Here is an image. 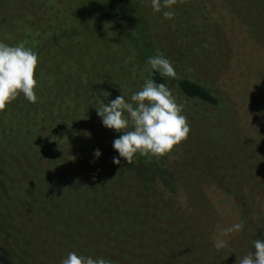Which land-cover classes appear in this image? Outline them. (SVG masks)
<instances>
[{
    "label": "rangeland",
    "instance_id": "obj_1",
    "mask_svg": "<svg viewBox=\"0 0 264 264\" xmlns=\"http://www.w3.org/2000/svg\"><path fill=\"white\" fill-rule=\"evenodd\" d=\"M34 1L0 0V41L10 46L26 42V46L38 55L53 47L57 39L35 43L17 35L1 36L3 26H6L4 21L15 13L9 3L17 2L20 12L23 6L32 5ZM96 1L103 13L112 4V0ZM194 1V14L190 8L187 21L182 18L187 6L175 5L172 19H165L162 12L158 13L162 35L158 52L173 63L176 73L193 71L207 85L221 90L219 95L229 102L220 107L232 111L231 114L224 118L214 117L218 107L193 101L190 105L180 92H174L173 96L183 106V115L187 117L189 135L164 157L166 169H162L160 175L156 174L154 180L160 184H149V179L142 185L135 182L140 179L131 170H137L135 162L145 159L144 156L137 155L131 164L122 159L120 165H115L113 157L118 153L112 144L122 133L105 128L97 110H90L89 131L74 145L77 161L109 171L120 168L122 173L137 178L131 182L111 178L110 184H103L102 189L93 185L79 190L78 199L94 201L96 206L108 212L107 219L101 217L104 226L114 229L117 228L115 223L120 222L135 225L128 233V240L99 237L87 244L85 238L90 236L89 233L86 236L77 233L85 240L70 237L65 241L63 235L53 236L50 240L42 233H34L36 225L24 230L25 224L19 223L20 211L12 213L8 195H14L15 188L19 187L17 180L29 182L56 159L45 148L14 150L21 144H14V128L9 124L12 122L15 126L22 121L23 111L8 119L1 118L0 264H34L35 257L41 264H61L69 252L102 257L112 264H203L206 259L205 264H214L218 239H223L230 248L218 253L217 263L237 264L238 258L254 251L255 239L264 238V0ZM121 2L123 6L127 4V0ZM198 5L202 8L199 12ZM120 8L119 33L130 36L138 48L137 53L126 40L117 42L116 39L114 45L102 43V48L84 38L74 40L81 30H68L61 36L64 37L62 44L54 47V53L46 57L80 59L85 73L91 76L87 78L106 88H112L114 84L100 83V77L95 74L105 70L107 65H116L114 61L119 58L126 72L130 73L121 93L130 102L131 95L141 90L149 73L148 58L157 52L147 31H137L135 20L125 16L123 7ZM113 10L118 11V8ZM109 26L113 27L112 24ZM98 28L96 34L102 36V28ZM56 63L62 72L63 62L55 59ZM53 71L56 73V68ZM55 81L60 83L61 80L57 77ZM102 95L98 94L96 98ZM85 98L80 96V101H86ZM21 99L23 103L26 101L23 95ZM15 131L20 138V131ZM96 149L102 153L99 160L93 155ZM155 163L158 165V161ZM143 167L139 172L141 175L154 174L155 167L151 163L147 168ZM11 170L13 175L18 174L16 178L8 173ZM6 174L10 180L8 193L7 188L6 192L1 189L8 184L5 183ZM106 179L103 172L95 182ZM262 201L263 206H260ZM12 203L17 206L16 200ZM42 210L48 214L46 206ZM236 223L243 225L241 230L227 235L223 233V229ZM32 235L37 242L27 241Z\"/></svg>",
    "mask_w": 264,
    "mask_h": 264
},
{
    "label": "trees",
    "instance_id": "obj_2",
    "mask_svg": "<svg viewBox=\"0 0 264 264\" xmlns=\"http://www.w3.org/2000/svg\"><path fill=\"white\" fill-rule=\"evenodd\" d=\"M38 2H41L40 5ZM31 4H26L18 12V8H20L18 3H9L16 14L13 13L12 16L6 18L7 20L4 21L6 26H3L4 33L1 36L17 35L35 43L57 40L53 47L38 54V64L34 73V78L37 80V86L34 88L37 103L31 104L28 101V104L27 100L23 103L22 95H19L4 110L0 111V119L3 117L8 119L12 114L16 115L18 111H23L22 121L17 122L15 126L12 122L9 124V127L13 126L12 128H14V144H21V147H17L14 150L33 149L37 151L45 148L49 149L56 160L44 166L39 174L29 182H26L22 177V180H17L19 187L15 188L14 195H8L11 211L13 214L17 210L20 211L22 216L19 223L25 224L24 230L28 226L36 225L37 229L34 233H42L50 240L57 235L65 236V241L70 237L83 240L84 237L79 236L78 232L84 236L88 233L90 234L89 237L85 238L87 239L86 244L88 241H93L99 237H106V239L108 237H116L120 241L128 240L130 239L128 236L129 231L135 228V225L131 224L132 222L115 223L117 228L114 229L104 226L101 217L107 219L106 214L108 212H105L102 207L96 206L94 201H89L87 198L78 199L77 193H79V190L93 185L102 189L103 184H110L111 178L126 179L131 182L134 178H137L133 174L140 179V181L137 179L135 182L142 185L149 179L151 181L149 184H160L159 181L156 182L154 180H156V174L160 175L162 169H166L164 166V157L166 155L159 159L144 156L145 159L142 160L140 158L135 162L138 165L135 167L137 170H131L133 174H125L121 172L122 169L120 168H117L116 171H109L104 167L78 162L74 145L77 140H81L89 131L90 110H97L100 108L101 102L107 104L117 96H120L124 89L122 85L127 83V75L130 73L126 72L124 64L118 58L114 61L116 65H107L105 70H99L95 74L96 77H100V83L106 85L114 84L112 88L101 87L87 78H91V76L85 73V66L80 62V59L75 57L46 56H51L50 54L55 51L54 47L62 44L64 37L61 36L68 30H81L82 33L74 37V40L78 41L84 38L100 47H102V43L106 42L114 45L116 39L117 42L126 40V43L128 41L136 52L137 47L135 48L136 45L130 36L119 33L118 14L121 6L124 9L125 16L130 20H135L138 26L137 31H143L144 29L152 37L155 51L158 52L160 40L162 39V35L159 32L158 13L153 11L151 0H127L125 6H123L121 0H112L111 7L106 13L102 12L96 0H35ZM176 5L187 6L186 12L188 13L185 12L182 17L187 21L189 20L187 16L190 13V8L191 14H194L196 1L178 0ZM115 7L118 8V11L113 10ZM200 10L202 8L198 5L197 11L199 12ZM111 24L113 27L109 26ZM98 27L103 30H101L103 32L102 36L96 34ZM55 59L63 62L61 63L64 68L62 72L59 71V65L57 63L56 65L54 64ZM54 68L57 70L56 73L53 71ZM110 70L114 72L107 73ZM57 77L58 80H61L60 83L55 81ZM146 79H152L158 84H166L172 94L176 91L180 92L184 99L186 98L190 101V105L193 101L208 103L218 107L213 114L214 117L224 118L232 112L225 111L220 107L229 102L228 99L225 98L224 100L219 95L222 91L207 85L193 71L177 73L175 79H169L162 77L149 67ZM70 91H73V93ZM98 94L103 95L97 99L96 96ZM80 96H86V101H80ZM17 102L20 105H17ZM34 121H37L40 125L35 124ZM15 130L20 131V138L16 136ZM155 161H158L159 166L156 163L155 165L153 164ZM140 163L146 168L148 163H151L156 171L154 170V174L141 175L139 172L144 167ZM103 172L107 175V179L101 180V183L95 182L96 179L99 180ZM8 173L14 174L13 170ZM17 176L18 174L16 173L12 177L16 178ZM5 183H8L7 186L1 189L6 192L7 188L8 193L10 180L7 174L5 175ZM1 184L2 182L0 186ZM13 200H16L17 206L13 205ZM259 205L263 206V201ZM43 206L48 208L47 215L42 210ZM35 221H37L36 224H34ZM29 240L37 242V238L33 235L27 241ZM229 248L230 246H227L215 251L213 254L214 264H218L216 260L218 253ZM37 260L35 257L34 261L36 264H41ZM34 261L33 263L35 264ZM202 263H207V259Z\"/></svg>",
    "mask_w": 264,
    "mask_h": 264
},
{
    "label": "clouds",
    "instance_id": "obj_3",
    "mask_svg": "<svg viewBox=\"0 0 264 264\" xmlns=\"http://www.w3.org/2000/svg\"><path fill=\"white\" fill-rule=\"evenodd\" d=\"M177 2L151 0V7L155 13L162 12L165 19H172ZM146 63L162 77L176 78L173 63L162 53L157 52ZM37 64L38 55L26 46V42L10 46L0 41V111L21 94L30 103L37 101L34 92ZM97 115L105 128L122 133L112 144L118 153L113 157L115 165H120L122 159L131 164L137 155L162 158L186 140L190 132L183 106L177 103L166 84H158L152 79L145 80L142 89L131 95L130 102L126 101L124 95L117 96L107 104L101 102ZM130 127L131 130H128ZM93 155L99 160L102 153L96 149ZM242 227L241 223H236L223 229V233L237 232ZM253 246L254 251L238 258L237 264H264V238L255 239ZM215 247L221 249L227 247V243L218 239ZM61 264H112V261L69 252Z\"/></svg>",
    "mask_w": 264,
    "mask_h": 264
}]
</instances>
